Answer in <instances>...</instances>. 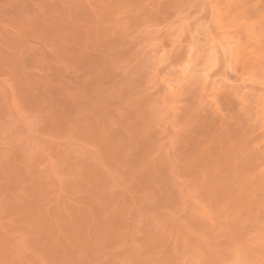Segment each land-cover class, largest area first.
<instances>
[{"label": "rangeland", "instance_id": "1", "mask_svg": "<svg viewBox=\"0 0 264 264\" xmlns=\"http://www.w3.org/2000/svg\"><path fill=\"white\" fill-rule=\"evenodd\" d=\"M127 1L0 0V264H264V59L218 0Z\"/></svg>", "mask_w": 264, "mask_h": 264}, {"label": "bare ground", "instance_id": "2", "mask_svg": "<svg viewBox=\"0 0 264 264\" xmlns=\"http://www.w3.org/2000/svg\"><path fill=\"white\" fill-rule=\"evenodd\" d=\"M80 1V0H79ZM88 1V0H87ZM98 1V0H97ZM113 1V0H112ZM129 1V0H128ZM127 1V2H128ZM212 1H214V0H212ZM216 1L217 0H215V3H216ZM238 0H218V4H219V6L220 7H223L224 9H225V11H227L228 9H230V10H228L227 12H228V14H230V21H231V23H230V27H232L233 28V30H232V33H231V29H228L230 32H226V34H223V36H229V33H230V37L232 38H230L231 39V41H229L230 42V44H229V42H226L225 43V45L226 46H224V48L222 49V47L219 45V43H218V45L220 46V48H221V51H223L222 53L226 56H224L223 58L225 59V58H228V62L226 61V63L224 62V65H226L227 64V66L230 68V66L228 65L229 63H231V62H233V58H237V57H239V58H237V59H239V61L240 60H242L243 62H248V60H251V58L252 57H255L256 56V58H258L257 60L258 61H260L259 60V58H263L264 59V0H239L238 2H240V3H238V4H236V2H237ZM68 2V1H67ZM78 2V1H77ZM76 2V3H77ZM84 2V1H83ZM90 2V1H89ZM107 2H108V0H107ZM131 3V2H130ZM73 4V3H72ZM81 4V3H80ZM79 4V5H80ZM87 4H89V3H87ZM103 4H104V2H103ZM212 4L214 5V3L212 2ZM217 4V5H218ZM237 5V7H235V10L238 12V15H239V17L240 18H237L236 17V15H231V14H234V13H232V11H231V7H232V5ZM82 5V4H81ZM91 5V4H90ZM213 5H211V9L209 8L210 6H207L208 7V9H210V10H212L213 8H212V6ZM87 6V5H86ZM100 6V5H99ZM102 6V5H101ZM225 6H226V8H225ZM252 6H254V9H253V7ZM89 7V6H88ZM104 7V6H103ZM106 7V6H105ZM104 7V8H105ZM214 7V6H213ZM64 8V7H63ZM75 9H76V7H74ZM83 8V7H82ZM94 9L96 8V7H93ZM91 9V8H90ZM99 9V8H98ZM257 9H258V11H257ZM74 10V9H73ZM89 10V9H88ZM104 10V9H103ZM209 10V11H210ZM222 10V9H221ZM67 11H71L70 9L69 10H67ZM213 12H214V10H212ZM74 12V11H73ZM75 12H76V10H75ZM99 12V11H98ZM213 12H211L210 11V13H212L213 14ZM236 12V13H237ZM69 13V12H68ZM67 12H66V14H68ZM226 13V12H225ZM65 14V15H66ZM69 15H72V13L70 12L69 13ZM87 15V14H86ZM241 15V16H240ZM61 16V15H60ZM63 16V15H62ZM77 16V15H76ZM64 17V16H63ZM74 17V16H73ZM92 17V16H91ZM59 18V17H58ZM65 18V17H64ZM72 18V17H71ZM83 18V17H82ZM87 18V17H86ZM95 18V17H94ZM208 18V17H207ZM60 19V18H59ZM59 19H57V20H59ZM68 19V18H67ZM74 19V18H73ZM73 19H72V21H73ZM79 19V18H78ZM38 20V19H37ZM45 20V19H44ZM47 20V19H46ZM56 20V21H57ZM70 20V19H69ZM29 21V20H28ZM59 21H61V19L59 20ZM65 21V20H64ZM71 21V20H70ZM77 21V20H76ZM43 22V21H42ZM62 23H63V21H61ZM27 23V22H26ZM25 23V24H26ZM41 23V22H40ZM48 23V22H47ZM56 23V22H55ZM83 23H84V21H83ZM86 23V22H85ZM102 23V22H101ZM208 23V22H207ZM22 24H23V22H22ZM32 24V23H31ZM35 24V23H34ZM59 24H61V23H59ZM98 24H100V23H98ZM15 25V24H14ZM20 25H21V23H20ZM24 25V24H23ZM46 25V24H45ZM18 26V25H17ZM36 26V25H35ZM49 26V25H48ZM57 26V25H56ZM228 26V25H227ZM49 27H51V26H49ZM60 27V26H59ZM62 27H63V25H62ZM32 28H33V26H32ZM38 28V27H37ZM53 28V27H52ZM61 28V27H60ZM203 28V27H202ZM229 28V27H228ZM12 29V28H11ZM43 29V28H42ZM205 29V28H204ZM34 30V29H33ZM41 30V29H40ZM54 30V29H53ZM52 30V31H53ZM74 30V29H73ZM76 30V29H75ZM190 30V29H189ZM199 30V29H198ZM226 30V29H225ZM21 31V30H20ZM51 31V30H50ZM183 31V30H182ZM186 31V30H185ZM194 31L196 32L197 30L196 29H194ZM193 31V33L196 35V33ZM11 32H13L14 33V31H11ZM26 32H28V31H26ZM190 32V31H189ZM192 32V31H191ZM198 32V31H197ZM207 32V31H206ZM97 33V32H96ZM183 32H181V34H182ZM186 33V32H185ZM203 34L205 33V32H202ZM210 33H212V32H210ZM218 33V32H217ZM17 34V33H16ZM39 34H41V33H39ZM192 34V33H191ZM206 35L208 34V32L207 33H205ZM200 34H198V36H199ZM205 35V36H206ZM212 35V34H211ZM219 35H221V34H219ZM19 36H20V34H19ZM60 36V35H59ZM197 36V35H196ZM196 36H194V38L196 37ZM204 36V40H210V38H208V39H206V37ZM225 36V37H226ZM201 37V36H200ZM207 37H209V35H207ZM225 37H224V39H225ZM227 39L229 38V37H226ZM206 41V44L209 42H207ZM215 41V40H214ZM226 41V40H225ZM191 42V41H190ZM204 42V41H203ZM211 42V41H210ZM9 43V42H8ZM20 43V42H19ZM200 43V42H199ZM215 43V42H214ZM213 43V44H214ZM204 44V43H203ZM210 45V46H207V45ZM207 45H206V49H207V47H208V49H210L209 47H211V43H208ZM8 45V44H7ZM9 45H10V43H9ZM85 45V44H84ZM192 45V44H191ZM193 45H194V43H193ZM223 45V44H222ZM11 46H12V44H11ZM196 45H194V47H195ZM213 46V45H212ZM1 47V46H0ZM5 47H7L6 46V44H5ZM5 47H4V49H5ZM2 48V47H1ZM14 48V47H13ZM16 48H18V47H16ZM19 48H20V46H19ZM188 49L190 48V47H187ZM191 49V48H190ZM9 50V49H8ZM196 50H197V48H196ZM196 50H194V53H195V51ZM210 50H212V48L210 49ZM5 51H7V50H5ZM191 51V50H190ZM192 51H193V48H192ZM198 51V50H197ZM200 51V50H199ZM186 52H188V51H186ZM194 53L192 52V54H190V56H189V54L188 53H186V57H187V54H188V60H189V62H190V60H192V58H194L193 57V55H194ZM208 53V52H207ZM207 53H206V57L208 56L207 55ZM221 53V54H222ZM198 54V53H197ZM196 54V55H197ZM7 55V54H6ZM199 55V54H198ZM222 56V55H221ZM4 59V58H3ZM2 59V60H3ZM184 59H185V57H184ZM183 59V60H184ZM195 59V58H194ZM193 59V60H194ZM198 59V58H197ZM210 61H209V63H208V66H206V70L205 71H210V69H212V68H214L215 67V59H216V52L214 53L213 51H211L210 52V54H209V58H208ZM227 60V59H226ZM229 60H232V61H229ZM255 60V59H254ZM7 61V60H6ZM187 61V60H186ZM195 61V60H194ZM205 61H208L207 60V58L205 59ZM237 60H235V62H236ZM242 61H240L241 63H242ZM252 61V60H251ZM198 62V61H197ZM217 62H218V60H217ZM217 62H216V65H217ZM240 62H239V64H240ZM253 62V61H252ZM251 62V63H252ZM256 62V61H255ZM187 63V62H186ZM196 63V62H195ZM249 63H250V61H249ZM191 64H193V61H191ZM197 64V63H196ZM257 64H258V62H257ZM1 65V64H0ZM4 65V64H3ZM187 65H190V64H187ZM219 65V64H218ZM217 65V66H218ZM235 65V64H234ZM2 66V65H1ZM183 66L185 67V65L183 64ZM193 66H195L194 64H193ZM193 66H187L186 68H184V69H182V72H181V75H182V77H181V79H184L185 81H183L184 83H186L187 81H194V79L196 78H198V77H200V78H198L197 80L199 81V83H201V88H202V90L206 93L207 92V94L206 95H208L209 96V98H208V101H209V99H210V101H213V102H210L211 104L212 103H214L215 104V108H216V104H217V102L218 101H225L226 103L228 102V97H227V94H226V92H225V90H224V88L222 87V84L221 83H223V82H221V80H219V79H210V76H213L214 77V74L213 75H209V74H202V72L200 73V72H198L199 74H197L196 76H195V72H197V67L196 68H194ZM226 66V67H227ZM240 66H241V64H240ZM263 66V65H262ZM191 67H193L192 69H191ZM225 67V66H224ZM249 67V66H248ZM1 68V67H0ZM208 68V69H207ZM222 69H223V66L221 67ZM257 68H259V67H257ZM264 68V67H263ZM6 69V68H5ZM196 69V70H195ZM214 69H216V68H214ZM213 69V70H214ZM221 69V70H222ZM228 69V68H227ZM232 69V68H231ZM262 69V68H261ZM261 69H259V71L261 72ZM194 70V71H193ZM212 70V71H213ZM225 70V69H224ZM230 70V69H229ZM264 70V69H263ZM181 71V70H180ZM228 71V70H227ZM226 71V72H227ZM4 72V71H3ZM229 72V71H228ZM259 72V73H260ZM194 73V74H193ZM210 73H211V71H210ZM257 74H258V72H257ZM199 75V76H198ZM260 75V74H259ZM191 77H194V78H191ZM238 77V76H237ZM15 78V77H14ZM191 78V79H190ZM212 78V77H211ZM236 78V77H235ZM195 79V81H197ZM162 80V79H161ZM248 80V79H247ZM222 81H224V80H222ZM245 81V80H244ZM263 81V80H262ZM162 82H164L163 80H162ZM183 83V84H184ZM194 83V82H193ZM198 83V84H199ZM226 83V80L224 81V83L223 84H225ZM236 83V82H235ZM187 84H189L188 82H187ZM196 84V83H195ZM234 84V83H233ZM242 84H244V83H242ZM162 85H164V84H162ZM170 85V84H169ZM194 85V84H193ZM245 85V84H244ZM173 86V85H172ZM182 86V85H181ZM235 86V85H234ZM233 86V87H234ZM164 87H169V86H164ZM171 87V86H170ZM239 87V86H238ZM246 87V86H245ZM235 88H236V86H235ZM171 89H174L173 87H171ZM237 89V88H236ZM235 89V90H236ZM166 90V89H165ZM168 90V89H167ZM166 90V91H167ZM175 90V89H174ZM178 90V89H177ZM240 90V89H239ZM253 90V89H252ZM174 92V91H173ZM172 92V94L174 95L175 94V92L173 93ZM178 92V91H177ZM255 92V91H254ZM164 93V92H163ZM204 93V94H205ZM239 93V92H238ZM165 95V94H164ZM205 95V96H206ZM250 95V94H249ZM259 95V94H258ZM207 96V97H208ZM238 96H239V94H238ZM254 96V95H253ZM173 97V96H172ZM195 97V96H194ZM240 97V96H239ZM256 97V96H255ZM258 97V96H257ZM261 97V96H260ZM165 98V97H164ZM259 98V97H258ZM263 98V97H262ZM205 99V98H204ZM239 99V98H238ZM242 99V98H241ZM254 99V98H253ZM259 100V99H258ZM257 100V101H258ZM262 100V99H261ZM260 100V101H261ZM264 100V99H263ZM257 101H256V103H257ZM259 101V102H260ZM240 102H241V100H240ZM209 103V102H208ZM220 103V102H219ZM213 104V105H214ZM166 105V104H165ZM213 105H211V106H213ZM222 105H225V104H223L222 103ZM258 105V104H257ZM260 105L262 106V103H260ZM167 106V105H166ZM193 106V105H192ZM242 106H243V103H242ZM198 107V106H197ZM218 108V107H217ZM252 108V107H251ZM253 108H255V107H253ZM261 108V107H260ZM264 108V107H263ZM186 109V108H185ZM197 109V108H196ZM195 109V110H196ZM258 109V108H257ZM167 110V109H166ZM215 110V109H214ZM218 110V109H217ZM216 110V111H217ZM261 110H263L262 108H261ZM193 111V113H195L194 112V109L192 110ZM255 111V110H254ZM169 112V111H168ZM197 112V111H196ZM220 112V111H219ZM192 113V114H193ZM215 113H217V112H215ZM258 113V112H257ZM260 113V112H259ZM165 114H166V112H165ZM169 114V113H168ZM191 114V115H192ZM220 114V113H219ZM263 114H264V112H263ZM174 115V114H173ZM185 115V114H184ZM196 115V114H195ZM195 115H194V117H195ZM261 115H262V113H261ZM193 116V115H192ZM260 115L258 114V118H260L259 117ZM262 116H264V115H262ZM193 117V118H194ZM262 118V117H261ZM258 122V121H257ZM257 122H255V123H257ZM261 122H262V119H261ZM181 123V122H180ZM176 124V123H175ZM234 124V123H233ZM261 126H262V124H261ZM263 126H264V124H263ZM233 127V126H232ZM253 127V126H252ZM256 127V126H255ZM263 128V127H262ZM258 130V129H257ZM256 130V131H257ZM264 130V129H263ZM234 132H235V130H234ZM253 132V131H252ZM245 135V134H244ZM248 135V134H247ZM255 136V135H254ZM245 139V138H244ZM243 139V140H244ZM249 139V138H248ZM258 140V139H257ZM212 141V140H211ZM213 142H214V140H213ZM215 142H216V140H215ZM264 144V143H263ZM241 145H243V143L241 144ZM258 145H260V144H258ZM229 146V145H228ZM234 146V145H233ZM205 147V146H204ZM204 147H203V149H204ZM207 147V146H206ZM231 147V146H230ZM232 148V147H231ZM226 149H227V147H226ZM225 149V150H226ZM241 149V148H240ZM261 149V148H260ZM205 150V149H204ZM221 149H219V151H220ZM263 150H264V147H263ZM208 151H210V150H208ZM216 151V149H214V152ZM227 151V150H226ZM230 151V150H229ZM228 151V152H229ZM261 151V150H260ZM200 152V151H199ZM212 153H213V151H211ZM221 152V151H220ZM231 152H233L232 151V149H231ZM249 152V151H248ZM202 153V152H201ZM210 154L213 158H211L212 160L214 159V156H213V154L214 155H216L217 154V156H218V152H216V153H213V154ZM225 153H227V152H225ZM251 153V152H250ZM259 153V152H258ZM229 155H231L230 153H228ZM203 155V154H202ZM206 155V154H205ZM226 156V155H225ZM253 156V155H252ZM209 157V156H208ZM216 157V156H215ZM227 157H228V155H227ZM257 157V156H256ZM201 158V157H200ZM204 158H205V156H204ZM207 158V157H206ZM205 158V159H206ZM240 158V157H239ZM239 158H237V159H239ZM226 159V158H225ZM214 160H218V159H214ZM229 160V159H228ZM227 160V161H228ZM234 160H236V159H234ZM245 160H247V159H245ZM250 160V159H249ZM254 160V159H253ZM259 160V159H258ZM220 162H221V159L219 160ZM219 161H218V163H219ZM240 161H241V158H240ZM252 161V160H251ZM207 162V161H206ZM212 162V161H211ZM238 162V161H237ZM245 162V161H244ZM254 162V161H253ZM213 163V162H212ZM209 164V163H208ZM238 164V163H237ZM249 164V163H248ZM263 164H264V162H263ZM206 164H204V166H205ZM219 165V164H218ZM203 166V167H204ZM233 166V165H232ZM235 167V166H234ZM240 168V167H239ZM238 168V169H239ZM216 169V168H215ZM220 170V169H219ZM240 170V169H239ZM211 171H214V170H211ZM223 171V170H222ZM236 172V171H235ZM244 172V171H243ZM256 172V171H255ZM262 172V171H261ZM258 173V172H257ZM217 175V174H216ZM224 176V175H223ZM223 176H220V177H223ZM258 176V175H257ZM261 176V175H260ZM216 177V176H215ZM203 178V177H202ZM240 178V177H239ZM201 179V178H200ZM224 180V179H223ZM231 180V179H230ZM204 181V180H203ZM206 182V181H205ZM215 182V181H214ZM218 181H216L215 183H217ZM249 182V181H248ZM260 182V181H259ZM203 183V182H202ZM209 183V182H208ZM230 183H232V182H230ZM242 183V182H241ZM255 183V182H254ZM257 183H258V181H257ZM214 184V183H213ZM218 184V183H217ZM223 184V183H222ZM221 184V186H223ZM253 184V183H252ZM261 184V183H260ZM210 185V184H209ZM208 185V186H209ZM247 185V184H246ZM251 185V184H250ZM255 185V184H254ZM252 186V185H251ZM241 187V186H240ZM214 188V187H213ZM249 188V187H248ZM246 189V190H248L249 191V189ZM252 188H253V186H252ZM234 191V190H233ZM243 191H244V189H243ZM242 191V192H243ZM259 191V190H258ZM221 192H223V191H221ZM221 192H219L220 194H221ZM219 193H217V195L219 194ZM228 193V192H227ZM226 193V194H227ZM215 194V193H214ZM220 194H219V196H220ZM231 194V193H230ZM200 195V194H199ZM212 195V194H211ZM228 195V194H227ZM234 195V194H233ZM229 196V195H228ZM249 196V195H248ZM247 196V197H248ZM218 197V196H217ZM227 197V196H226ZM209 198V197H208ZM215 198V197H214ZM213 198V199H214ZM219 198V197H218ZM227 199V198H226ZM245 199V198H244ZM249 199V198H248ZM219 200H220V198H219ZM216 201V200H215ZM237 201V200H236ZM235 201V202H236ZM246 201H248V200H246ZM225 202V201H224ZM226 202H227V200H226ZM235 202H233V203H231V204H234ZM253 202V201H252ZM220 204V203H219ZM243 204V203H242ZM249 204H250V202H249ZM235 205V204H234ZM236 205H238L237 203H236ZM236 205H235V207H236ZM251 205V204H250ZM255 205V204H254ZM242 206V205H241ZM244 206V205H243ZM247 207H248V205H246ZM221 208V207H220ZM237 208H239L238 206H237ZM233 209V208H232ZM249 209V208H248ZM219 210V209H218ZM238 210V209H237ZM216 211V210H215ZM216 213V212H215ZM223 213V212H222ZM76 214V213H75ZM74 214V215H75ZM218 214V213H217ZM226 214V213H225ZM224 214V215H225ZM73 215V217H75L76 218V216H74ZM77 215H78V212H77ZM227 215V214H226ZM255 215V214H254ZM218 216H219V214H218ZM249 216V215H248ZM234 217V216H233ZM236 217V216H235ZM77 219V218H76ZM214 219H216V218H214ZM78 220V219H77ZM218 220V219H217ZM203 223V222H202ZM205 223V222H204ZM212 224V223H211ZM210 225V224H209ZM209 225H207V226H209ZM205 227V226H204ZM211 227V226H210ZM209 228V227H208ZM207 228V229H208ZM200 229H201V227H200ZM205 229H206V227H205ZM206 229V230H207ZM205 230V231H206ZM200 231H202V229L200 230ZM204 231V232H205ZM209 232V231H208ZM209 234H211V233H209ZM209 234H207V235H209ZM220 236V235H219ZM209 249V248H208ZM262 251V250H261ZM202 252V251H201ZM217 253V252H216ZM259 254H260V252H259ZM210 255V254H209ZM222 255V254H221ZM198 257V256H197ZM207 260V259H206ZM188 262H190V261H188ZM188 262H187V264H188ZM180 264V263H179Z\"/></svg>", "mask_w": 264, "mask_h": 264}]
</instances>
